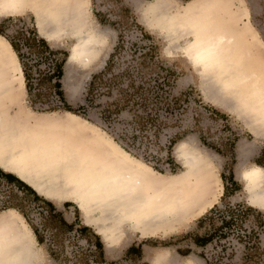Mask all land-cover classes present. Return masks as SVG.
Returning a JSON list of instances; mask_svg holds the SVG:
<instances>
[{"label": "rangeland", "instance_id": "1", "mask_svg": "<svg viewBox=\"0 0 264 264\" xmlns=\"http://www.w3.org/2000/svg\"><path fill=\"white\" fill-rule=\"evenodd\" d=\"M87 1L92 26H97L107 34L105 46L91 67L69 68L67 55L73 39L66 34L61 35L62 38L59 37L61 40L56 38L53 41L41 37L36 28L37 16L31 7L18 16L0 17V30L17 45L19 44L17 40H22L19 34L31 29L46 40L53 55L47 54V49L31 43H28L29 49L22 45L18 47L26 70L30 72L28 74L35 75L34 77L40 74L42 84L48 90L53 86L45 78L48 69L63 61L60 90L65 105L81 114L86 121L97 125L108 137L135 152L136 154H131L134 157L162 173H170L181 169V162L175 155V146L181 141L187 140L202 149L211 157V161L207 162L218 175L219 188L215 191V196L219 198L214 209L206 205L207 207L185 214V217L180 219H169L167 223H161L159 231L147 238L139 239L136 232L129 231L128 225H124L122 228L124 232L120 235L122 238L113 243L114 241L111 242L101 235V231L94 223L84 218L77 201L79 197L76 193L79 191L71 190L72 187H69L65 188L67 191L64 190L66 192L63 191V194H51L48 183L35 188L15 169L0 161V168L3 171L15 174L39 196L51 201L55 210L62 214L67 223L75 226L85 225L89 228L82 234L83 237L68 233L69 229L60 218L57 220L46 218L48 214L46 205L0 180V200L13 191L26 214V218L20 215L31 235H34L32 228L38 231L41 242L39 243L35 236L33 241L41 253L42 263L100 262L101 255H93L94 249L89 246L100 238L106 264H149L125 256L127 247L144 241L163 246L170 245V249L173 250L176 246L180 255L184 253L186 256L193 255L202 264H264V213L247 201L243 183L238 178L242 170L240 163L245 160H241L238 155L239 144L251 143L252 153L247 157L246 166L251 164L264 166V134L255 136L243 114H239L237 110L236 113L234 107L231 109L232 106L225 107L207 98L208 95L202 89L198 70L183 56L181 50L175 48L177 45H183L184 40L174 43L157 28L150 29L146 26L141 10L150 0ZM170 1L175 6H184L193 0ZM239 2L249 10V17L241 16L239 25L240 23L243 25L248 19L264 42V0H232L229 9H232V4L238 6ZM220 12L222 17L223 11H219L218 14H221ZM66 32L70 33V30ZM248 35V38H251L250 42H253V35ZM168 50L173 54H169ZM67 68L69 74L65 77ZM92 76L95 77L94 82H91ZM65 84H69L70 88L67 89ZM49 101L53 102L51 103L53 105L57 103L55 96L49 97ZM43 106L36 104L32 109L25 89L22 104L17 100L11 102L9 110L11 113L8 118L18 120L16 115H20L21 111L29 114L32 118L30 122L34 120L33 117L40 120L52 117L54 120L63 114V110L47 113L35 111L41 107L45 108L46 103ZM52 119L50 120L53 121ZM141 121H147L142 132L150 139L147 142L142 141L143 143L137 142L138 146L136 143L132 147L129 142L133 122L138 124ZM57 126V123L52 125L55 128ZM167 156L170 160L166 159ZM218 191L221 195L217 193ZM65 202L68 207L63 206ZM8 210L10 212L13 209H7V212L0 209V215H4L3 213L6 215ZM230 217V226H224L223 222H229ZM206 236H211L212 240L204 247H196L195 238H207ZM110 245L111 249L108 248ZM155 249L162 253L170 251L169 248Z\"/></svg>", "mask_w": 264, "mask_h": 264}, {"label": "bare ground", "instance_id": "2", "mask_svg": "<svg viewBox=\"0 0 264 264\" xmlns=\"http://www.w3.org/2000/svg\"><path fill=\"white\" fill-rule=\"evenodd\" d=\"M231 3L232 0H193L175 6L170 0H150L141 13L150 29L157 28L174 43L184 40L183 45L175 48L198 70L207 98L234 107L235 112L243 114L254 135L262 136L264 42L248 19L239 25L241 16L249 17L248 8L239 2L238 6L232 4L230 10ZM88 6L87 0H0V17L18 16L31 7L37 16L38 34L47 41L60 39L64 34L70 36L73 42L67 66L84 69L91 67L107 39L102 29L92 26ZM219 11H223L222 17ZM248 34L253 35V42ZM24 93L21 64L10 43L0 35V161L35 188L48 183L51 194L58 195L69 187L79 191L77 201L84 218L94 223L109 241L115 243L122 238L124 225L136 232L139 239L147 238L159 231L161 223L180 219L206 205L213 208L218 202L215 191L219 178L207 162L211 157L189 141L175 146L181 169L162 173L76 114L63 112L54 120L51 117L53 121L36 116L30 122L29 114L21 111L16 115L18 120L9 119L11 102L17 100L22 104ZM55 123L57 128L52 127ZM250 145L239 144L238 155L245 160L240 163L238 178L247 201L264 213V178L258 173L248 181L242 180L243 172L257 166L264 172V166L259 164L245 165L252 153ZM3 214L0 264H43L34 235L23 217L14 210ZM161 252H155L152 264H202L193 255L176 261L170 251Z\"/></svg>", "mask_w": 264, "mask_h": 264}, {"label": "trees", "instance_id": "3", "mask_svg": "<svg viewBox=\"0 0 264 264\" xmlns=\"http://www.w3.org/2000/svg\"><path fill=\"white\" fill-rule=\"evenodd\" d=\"M0 35H2L4 38L7 39V41L12 46L13 50L15 51V53H16L19 61H20V64H21V67L23 70L24 80H25L26 95H27L28 102H29L31 108L33 109L36 106V104H38V106L44 107L43 105L46 103L47 106L45 108L41 107V108L35 109V111H38V112L41 111L43 113L44 112L47 113V112H56V110L57 111L63 110L62 112H64V111L70 112V113H73V114H76V115L82 117V115L79 114L77 111L72 110L68 105H65V103L61 99L62 93L60 90L61 89L60 78L63 76V64H64L63 61H60L58 64H54L51 69H48V75H45V78L47 79V81L49 83H52V85H53L51 88L49 87L48 90H46L44 85L42 84L43 82L41 81L42 78H41L40 74H38V75H36V77H34L35 75L28 74L30 72H27V70H26L25 64L23 62V57L20 56L18 47L20 45H22V46H26L29 49L30 47H29L28 43H31V44H34V45L40 47V48L47 49V54L48 53L52 54V51L50 50V48L47 44V41L44 40L43 38L39 37L36 34L34 29H31L29 31H26L25 33L19 34L20 36H22V40H17V42L19 43L18 45L15 44V42L13 40H11L7 36H5V34L1 30H0ZM66 60H67V58H66ZM42 77H44V76L42 75ZM94 81H95V77L92 76L91 82H94ZM52 96L53 97L55 96V99L57 102L54 105L51 104L53 102L49 101V97L52 98ZM146 124H147V121H141L138 124H135V122H133V129H132L133 132L131 134V141L129 142L130 145H132V147H134V145L137 142H142V141L147 142L148 139H150V137L144 136V132H142V129L143 130L145 129ZM115 142H117V141L115 140ZM117 143L125 151L127 150V152L129 154H136L135 152L131 151L127 146L123 145L121 142L120 143L117 142ZM169 145H171V143H169ZM137 146H138V143H137ZM166 159L170 160V158L168 156L166 157ZM152 168L155 169L154 167H152ZM155 170H157V169H155ZM157 171L162 172L160 170H157ZM174 172H170V173H174ZM0 180H3L7 186L14 187L16 190H19V192H23L24 195L30 196L34 200L39 201L42 204L46 205V207H47L46 210L48 213L46 218L49 217V218H52L53 220H57L58 218H60V221L62 223H64V225L69 229L68 233H75L77 237H80V236L83 237L82 234L88 231V229H89L88 226H85V225L75 226L72 223H67L66 220L62 217V214L55 210L54 205L52 204L51 201L46 200V199L42 198L41 196H39L29 185H27L24 181H22L15 174H13L11 172H5L0 168ZM231 180L234 181L233 177H231ZM5 197L3 196L2 200H0L1 211L7 210V209H13V210L17 211L19 214H21L24 218H26V214L23 212L22 207L20 206V204L18 202V201H20L18 196L16 194H14L13 191H11V193L9 192V194ZM17 202H18V204H17ZM63 206L68 207V204L65 202L63 204ZM232 217H234V215ZM230 219H231V217L229 218V222H223V225L226 227L230 226V224H231ZM32 231H33L35 238L40 243L41 240L38 236V231L35 228H32ZM96 237H99V236H96ZM206 237L207 238H203V237L202 238H195V240H194L195 246L196 247H204L205 245H207L212 239H211V236H206ZM85 241L87 242L86 238H85ZM102 245L103 244H102L100 238H98V240L95 242V244H89V246L94 249L93 255L94 254L101 255L100 262H96L95 264H106V260L104 259L105 252H104V248ZM183 255H185V253ZM125 256L129 257V258H133V256H136V258L140 257L141 256L140 247L136 248L134 246V244H132L125 251ZM138 260H140V259H138Z\"/></svg>", "mask_w": 264, "mask_h": 264}, {"label": "crops", "instance_id": "4", "mask_svg": "<svg viewBox=\"0 0 264 264\" xmlns=\"http://www.w3.org/2000/svg\"><path fill=\"white\" fill-rule=\"evenodd\" d=\"M252 207V206H251ZM142 239V238H141ZM154 242V241H153ZM132 245V244H131ZM130 245V246H131ZM134 246L137 248V247H140V251H141V256L138 257L137 259H140L141 261H144V262H147L149 264H152V258L156 255L155 252L157 253V249L155 248H169L170 249V245H167V246H163L161 244H153L151 242H148V241H144V242H138L136 244H134ZM175 249L173 250L172 248L170 249L171 251V254H173V260H176V261H181V259L179 258H186L188 256L186 255H180L177 251L178 247L174 246ZM128 248V247H127ZM126 248V250H127ZM125 250V251H126ZM155 250V251H153ZM154 253H153V252ZM175 252V253H174ZM162 253V252H161ZM158 254V253H157ZM151 258H150V257ZM186 256V257H185ZM133 258H136V256H133ZM150 258V259H149ZM175 258V259H174ZM104 259L106 260V258L104 257Z\"/></svg>", "mask_w": 264, "mask_h": 264}, {"label": "clouds", "instance_id": "5", "mask_svg": "<svg viewBox=\"0 0 264 264\" xmlns=\"http://www.w3.org/2000/svg\"><path fill=\"white\" fill-rule=\"evenodd\" d=\"M258 173L260 174L261 178H264V172H262L260 170L259 166H257L256 169H253L251 171L243 172L241 174L242 175V180L248 181L252 176L257 175Z\"/></svg>", "mask_w": 264, "mask_h": 264}]
</instances>
